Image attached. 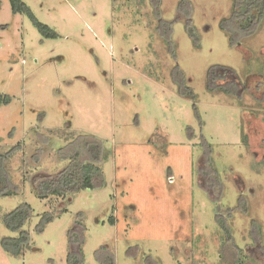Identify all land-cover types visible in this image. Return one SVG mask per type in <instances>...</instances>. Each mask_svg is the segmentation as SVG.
<instances>
[{"label": "rangeland", "instance_id": "obj_1", "mask_svg": "<svg viewBox=\"0 0 264 264\" xmlns=\"http://www.w3.org/2000/svg\"><path fill=\"white\" fill-rule=\"evenodd\" d=\"M22 1L57 36L43 37L0 0V150L20 144L8 162L19 190L0 197V240L18 235L4 215L31 207L28 246L15 257L0 245V264H67L77 220L82 264H101V246L113 264H264V21L231 46L220 27L231 0H188L190 16L181 0H160L159 18L151 0ZM190 17L199 48L185 31ZM160 20L173 21L175 57ZM212 66L224 74L217 82H234L229 91L209 90ZM181 71L195 100L177 91ZM79 134L102 143L105 186L39 199L32 177L61 170ZM209 159L221 192L205 175ZM217 198L221 215L230 208L233 257L229 246L220 258ZM45 212L54 218L37 231Z\"/></svg>", "mask_w": 264, "mask_h": 264}, {"label": "trees", "instance_id": "obj_2", "mask_svg": "<svg viewBox=\"0 0 264 264\" xmlns=\"http://www.w3.org/2000/svg\"><path fill=\"white\" fill-rule=\"evenodd\" d=\"M154 5V17L159 18L160 16V0H151ZM231 10L227 17L220 20V27L225 31L228 36L229 43L231 46L238 45L241 38L252 35L254 31L262 26L264 21V0H231ZM11 9L13 12H20L25 14L37 31L46 38L56 37V32L47 24L39 21L31 9L23 3L22 0H9ZM184 2L186 4V16L189 13V2L188 0H181L179 3ZM178 9L182 11L181 4L178 6ZM191 17L185 22V31L192 41V44L195 48L200 47V37L197 33L196 27L192 24ZM162 26L167 24L168 30L161 31V35H164V40L167 43V47L171 55L175 57L174 47L172 46L170 39L172 37V25L171 22H163L160 20ZM159 23V24H160ZM166 27V26H165ZM171 45H170V44ZM217 67L212 66L207 72V86L211 92L229 91L224 85H233L234 82L228 84L217 82L218 77H223L224 74L216 76ZM224 72L229 70L234 72L233 69L229 67H222ZM181 78L180 83H178L177 91L179 94L188 97L192 100H195L196 94L193 89L185 83L184 74ZM213 76V77H212ZM215 77V78H214ZM220 78V79H221ZM223 79V78H222ZM216 82L214 83L213 81ZM211 82L215 86L211 85ZM235 85V84H234ZM1 102H6V98L0 97ZM20 146L17 143L15 146L11 147L9 150L4 151L0 150V197L1 196H10L17 194L19 188L15 186L10 178L8 162L11 156L17 151ZM72 149H67L65 146V155L63 159L67 160L66 165L56 173L52 174H36L31 179V184L35 195L39 199H50L53 197L65 198L73 195L76 192L82 190H94L97 188H102L105 186V175L101 167V162L107 159V155L102 152V143L96 137L86 134H79L72 138L70 144L68 145ZM211 150L208 149L207 153ZM205 165H209L208 169L204 170L205 175H207L210 180V185L212 187H219L218 189L222 190V185L220 182V176L215 168L214 164L211 163L210 159ZM199 173L202 174L201 167L199 168ZM204 189V188H203ZM219 192V193H220ZM218 197V196H217ZM216 205L214 207V214L216 222L219 228L222 231L224 241L220 244V258L227 254L228 248L230 246L231 252L230 255H238L240 252V247L235 243L234 236L230 231L228 226L227 218H230V208H227L228 214L221 215L218 212V198L217 200H211ZM245 211L248 208L245 206ZM63 208L60 212L65 211ZM247 212V211H246ZM31 215V207L29 204L23 202L19 204L16 208L11 210L9 213L5 214L2 218L3 224L5 227L11 231L18 232L16 237H3L0 240V245L3 250L15 257H19L23 254L25 248L29 244V234L26 230L22 229L23 225L29 219ZM54 216L51 213L45 212L40 216L38 223L36 224L37 231H43L45 226L53 220ZM108 222L114 225L115 219L112 215L108 217ZM253 222H255L253 220ZM257 232H260V229L257 228V223H252ZM84 226L81 220L75 221V225L72 229L69 230V250L67 253V264H82L83 262V253L81 244L83 242V233ZM253 237V236H252ZM260 238V235L257 236V239ZM260 240V239H259ZM228 246V247H227ZM234 254V255H233ZM96 259L101 264H113L114 263V253L109 250L106 246H101L96 251ZM233 259V258H232ZM230 263H236V260H231Z\"/></svg>", "mask_w": 264, "mask_h": 264}, {"label": "built area", "instance_id": "obj_3", "mask_svg": "<svg viewBox=\"0 0 264 264\" xmlns=\"http://www.w3.org/2000/svg\"><path fill=\"white\" fill-rule=\"evenodd\" d=\"M169 178H171V177H169Z\"/></svg>", "mask_w": 264, "mask_h": 264}, {"label": "flooded vegetation", "instance_id": "obj_4", "mask_svg": "<svg viewBox=\"0 0 264 264\" xmlns=\"http://www.w3.org/2000/svg\"><path fill=\"white\" fill-rule=\"evenodd\" d=\"M219 79V78H218Z\"/></svg>", "mask_w": 264, "mask_h": 264}]
</instances>
